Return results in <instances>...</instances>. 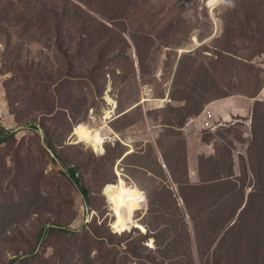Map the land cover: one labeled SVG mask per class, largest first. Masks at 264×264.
<instances>
[{"label":"rangeland","instance_id":"rangeland-1","mask_svg":"<svg viewBox=\"0 0 264 264\" xmlns=\"http://www.w3.org/2000/svg\"><path fill=\"white\" fill-rule=\"evenodd\" d=\"M207 1L0 0V264H264V0ZM231 97L247 117L198 124ZM118 169L146 198L125 235Z\"/></svg>","mask_w":264,"mask_h":264},{"label":"bare ground","instance_id":"bare-ground-1","mask_svg":"<svg viewBox=\"0 0 264 264\" xmlns=\"http://www.w3.org/2000/svg\"><path fill=\"white\" fill-rule=\"evenodd\" d=\"M223 1L224 0H208L207 5L211 8L212 12H214V9L217 7V5L219 3L222 4ZM193 41L199 43L197 38L193 39ZM108 96H110L109 92L105 95V100L107 104ZM167 101V98H162L161 100L157 101H153L152 99H144L142 102H150L152 105H156L157 108H162ZM81 110L85 112L84 108L82 107H79L76 110V115L79 117H81ZM90 110L91 107L89 108V114ZM91 129L92 125H85L79 123L74 127L73 137H76L77 143H84V140L86 144L93 147L94 150H97L98 147H101L102 145L104 146V140L105 138H107V136L104 134L103 129L92 131L90 133ZM113 138L119 139L120 136L118 134H115L113 135ZM99 154H102V152H100ZM118 177L119 181L117 185H108L104 190V196L108 199L109 203L111 204L112 212L116 219V221L111 224V228L113 231L116 232V234L122 235L126 232H129L132 228L138 227L137 225H135L136 213L144 209V207L146 206V198L139 186L126 187L123 184L122 177Z\"/></svg>","mask_w":264,"mask_h":264},{"label":"trees","instance_id":"trees-1","mask_svg":"<svg viewBox=\"0 0 264 264\" xmlns=\"http://www.w3.org/2000/svg\"><path fill=\"white\" fill-rule=\"evenodd\" d=\"M110 93V92H109ZM89 108L90 107H88L87 109L85 108L84 110H85V115L86 116H88L89 115ZM88 114V115H87ZM233 115H235V114H233V113H231V114H228V117H232ZM203 128H212V127H214V125L213 126H211V127H204V126H202ZM106 128H108L109 130V133H110V135H115V134H118V133H116L115 131H113V129L111 128V126L109 125V127H106ZM95 130H99V129H96L95 128ZM13 137H15L14 136V133H12L11 131H6L5 130V128L4 127H2L1 126V124H0V145H3V144H5L6 142H8L9 140H11ZM121 138V137H120ZM108 142V141H107ZM107 142H105V144L107 143ZM105 144H104V146H103V148H102V154L104 153V151H105ZM133 152V150H131L130 152H128L127 154H126V156H128L129 154H131ZM78 171H79V169L76 167V166H70V168H69V173H68V178H69V180L71 181V183L78 189V191L81 193V195H82V197L85 199V201L86 202H88L89 201V197H90V193H89V189L86 187V185H85V183H84V181H83V179H81L80 177H79V175H78ZM117 175L118 176H121L122 177V179H123V184L126 186V187H136V186H128V184L129 183H127V182H125L124 180H126L125 178H124V176H123V174H122V172L118 169L117 170ZM118 183V182H117ZM233 228L234 227H232L230 230H228V233H233ZM120 235V234H119ZM124 235H125V233H124ZM101 241H103V240H101ZM242 244V241H240L239 243H237V246L239 245H241ZM114 246L116 247V245L114 244ZM17 262L16 261H12L10 264H16ZM183 264H184V262H183Z\"/></svg>","mask_w":264,"mask_h":264},{"label":"crops","instance_id":"crops-1","mask_svg":"<svg viewBox=\"0 0 264 264\" xmlns=\"http://www.w3.org/2000/svg\"><path fill=\"white\" fill-rule=\"evenodd\" d=\"M239 98H241V97H231V98H227L225 100H222L221 103L214 104L215 105L214 107L216 109L215 114L217 112V114H220L223 119L225 118L224 120L232 119V118L228 117V114H231V113L234 114L236 112L241 111L240 110L241 106L238 107L239 105L237 104V101L239 100ZM148 100H151L150 97L148 98ZM235 105H237V107ZM234 108H238L237 111H234Z\"/></svg>","mask_w":264,"mask_h":264},{"label":"built area","instance_id":"built-area-1","mask_svg":"<svg viewBox=\"0 0 264 264\" xmlns=\"http://www.w3.org/2000/svg\"><path fill=\"white\" fill-rule=\"evenodd\" d=\"M224 1H226V0H224ZM223 1V2H224ZM208 2V1H207ZM221 4L219 3L217 6H220ZM264 93V92H263ZM213 106V104L212 105H210L207 109H206V111L196 120L197 122H198V124L201 126H204V127H211V126H213V119H214V115H215V110L214 111H212V109H214L215 107H212ZM201 119H203V120H201ZM202 121H204L203 122V124H201L202 123ZM197 122H192L191 121V124L192 123H197Z\"/></svg>","mask_w":264,"mask_h":264},{"label":"clouds","instance_id":"clouds-1","mask_svg":"<svg viewBox=\"0 0 264 264\" xmlns=\"http://www.w3.org/2000/svg\"><path fill=\"white\" fill-rule=\"evenodd\" d=\"M245 113V115H243V113L240 111L238 114L237 113H234L235 115H240L241 117H247L248 116V113H247V111H245L244 112Z\"/></svg>","mask_w":264,"mask_h":264},{"label":"flooded vegetation","instance_id":"flooded-vegetation-1","mask_svg":"<svg viewBox=\"0 0 264 264\" xmlns=\"http://www.w3.org/2000/svg\"><path fill=\"white\" fill-rule=\"evenodd\" d=\"M183 52V51H182ZM184 53V52H183Z\"/></svg>","mask_w":264,"mask_h":264}]
</instances>
